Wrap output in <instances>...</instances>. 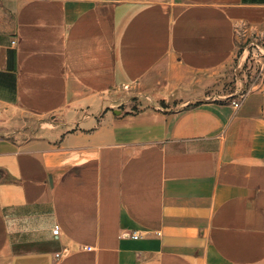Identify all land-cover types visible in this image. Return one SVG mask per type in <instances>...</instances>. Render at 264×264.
Listing matches in <instances>:
<instances>
[{"label": "crops", "instance_id": "0c3cea01", "mask_svg": "<svg viewBox=\"0 0 264 264\" xmlns=\"http://www.w3.org/2000/svg\"><path fill=\"white\" fill-rule=\"evenodd\" d=\"M248 34L264 0H0V264H264Z\"/></svg>", "mask_w": 264, "mask_h": 264}, {"label": "rangeland", "instance_id": "374dc122", "mask_svg": "<svg viewBox=\"0 0 264 264\" xmlns=\"http://www.w3.org/2000/svg\"><path fill=\"white\" fill-rule=\"evenodd\" d=\"M225 71V86L220 89L218 99L242 97L250 91L264 89V38L244 35L235 60Z\"/></svg>", "mask_w": 264, "mask_h": 264}, {"label": "built area", "instance_id": "2783aa9c", "mask_svg": "<svg viewBox=\"0 0 264 264\" xmlns=\"http://www.w3.org/2000/svg\"><path fill=\"white\" fill-rule=\"evenodd\" d=\"M13 42H16V40L14 39ZM233 103L236 105V106H239L240 105V101L239 100H233ZM54 233H59L60 231V225L59 224H56L55 228H54ZM131 236L133 237H138L139 234L137 232H134L131 234ZM89 248H91V246H88Z\"/></svg>", "mask_w": 264, "mask_h": 264}]
</instances>
